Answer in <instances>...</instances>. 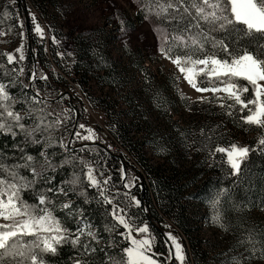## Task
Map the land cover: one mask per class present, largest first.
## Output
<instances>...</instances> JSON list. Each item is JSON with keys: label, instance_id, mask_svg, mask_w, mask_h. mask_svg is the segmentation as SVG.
Returning a JSON list of instances; mask_svg holds the SVG:
<instances>
[{"label": "trees", "instance_id": "16d2710c", "mask_svg": "<svg viewBox=\"0 0 264 264\" xmlns=\"http://www.w3.org/2000/svg\"><path fill=\"white\" fill-rule=\"evenodd\" d=\"M136 3L138 19L146 20L138 0ZM24 5V0H0V33L6 32L8 37L14 39L15 34L19 33L17 31L18 19L23 16ZM156 23L160 25V21L157 20ZM51 31L53 36H63L58 29L51 28ZM213 35L218 38L228 37L227 33H213ZM82 37L77 38L79 41L78 54L73 57L69 68L62 66V59H58L56 52H53L55 62L63 71V73L58 71L51 73V78L54 77L53 83L48 77L42 79L41 75L31 82V72L35 64H42V59L45 56L43 50L38 49L37 45H33V53L29 50L23 63L16 60L9 63L7 56L0 48V83L7 86V91L13 98L12 101H9L13 109L20 112L21 115L25 114L22 115L24 119L21 121L25 125V129L30 131L40 123L41 118L44 125H52L46 130L42 125L41 130L34 132L31 136L28 135V131H21L19 128L13 129L16 132L15 137L11 133H0V161L6 166L23 165L27 162L26 157L32 156L31 166L42 174L37 179L35 186L37 189H46L52 186L71 188L72 185L67 182L78 175L80 183L76 186V191H69L67 197L59 195L55 198L54 215L64 227L71 230L72 234L76 233L81 219L85 220L92 225V230L99 238L98 242L91 241L86 236L81 238L82 244L89 243L91 247L97 248L95 253L85 254L80 245L73 246L71 244L70 240L74 238V235H70L69 242L58 246L55 255L43 254L47 264H76L77 260L81 261V264H112L110 257L119 260L121 249L127 246V241L120 235L125 232L123 227L116 226L114 231H108L109 228L116 225V221L110 214L114 205L124 208L128 218L136 216L140 225L142 222L147 223L155 232L157 242L154 258L161 264H166L170 256V247L161 233L163 231L166 234L163 225L165 218L171 220L177 228L175 234L186 250L187 264H209L210 253L199 248V242L203 240L202 226H198V222L192 220L190 213L193 207L191 208L190 204L207 208L203 218L211 220L213 211L211 209L212 214L208 213L211 208L209 200L221 189L228 190L227 195L221 198L219 206L224 227L215 223H212V226L229 229L227 232L230 237L228 240L230 246L228 255L222 251L216 256L229 260L232 258L231 253L234 254L239 248L242 251L251 248L250 244L241 243L238 247L234 243L235 241H246L250 236L255 241L256 256H259L260 250L264 247V233L260 229L252 230L247 223L246 214L251 211H264V208L261 207V201L264 200V153L259 150L250 152L248 160L242 165L250 176V180L246 178L243 183L236 184L234 182L237 178L229 175L231 169L226 164L224 154L216 153L215 156H210L209 149L214 150L216 146L227 147L233 143L247 146L250 149H259L262 146L258 145L257 141L261 136H264V129L244 124L241 116L247 115L248 112L247 110L241 112L238 105L231 109L233 115L229 116L227 115L229 109L221 108V102L218 100L211 99L205 102L191 103L182 99L180 108L189 112L188 117L185 114L183 116L186 119L185 123L171 121L167 131L159 133L149 125L145 127L144 114L139 109L136 110L133 97L125 92L126 94H123L122 98L134 109L131 114L136 120L135 123H132L136 126V134L130 135L133 132L131 131L133 127L131 128V124L128 125L121 121L122 112L116 106L117 102L87 93V102L96 112H102L106 116L108 125L106 130L97 128L101 140L98 139L95 143L83 146L73 143L70 145L68 143L71 132L69 131L68 113L64 112L63 114L67 121L61 122L63 115L59 117L53 113V110L62 105L61 100H66L69 109L82 118L85 102L79 95H70L67 90L70 86L68 85L69 80L64 76L79 82L82 86L81 84L86 82V77L91 74L92 69L101 73L96 75V78L102 86L125 87V83L116 70L110 69L106 65L107 57L92 55V43H87L86 39H82ZM4 43L3 34H0V46ZM226 43L236 51L240 50L241 45L256 49V44L249 43V38H244L242 34L233 33L226 39ZM219 55L223 57L224 53L220 52ZM94 59L96 63H93ZM109 62L111 61L109 60ZM144 71L147 73V69ZM80 74L83 75V78L76 79L74 77ZM238 82L247 85L246 81ZM58 84L64 86L60 93L62 99L41 100L37 96V92L39 95L45 92L46 86L58 88ZM247 86L249 92L244 94L245 99L252 96L251 86ZM223 103L228 105L233 102ZM57 121H59L58 124ZM143 130L146 136L144 138L137 137ZM241 136L244 140L239 141ZM61 143L67 147H61ZM117 143L124 149V151L119 149V153L116 154L120 155L122 159L111 153V146H115ZM145 144L152 148L154 155L160 158L163 163L150 162L144 151ZM65 150L67 151L65 152ZM174 153H178L182 157L185 156V158L188 155L189 160L194 162L189 166L183 165L184 168H179L173 162L172 154ZM131 156L133 160H136V165L131 164ZM48 162L54 167H49ZM90 163H93V166L98 170L101 168L105 170L104 176L98 178L101 187L105 189L104 194L112 199L113 204L105 203L100 191L89 186L86 172ZM130 168L136 170V177L142 180L139 190L128 191L125 188L124 171L129 176L132 172ZM18 171L29 179L33 178L30 168L21 167ZM169 172L171 174L168 175ZM44 177L50 178V182L46 183ZM105 179H108L106 185L103 184ZM80 192L86 193L87 202H85V196L79 194ZM48 195L52 194L48 193ZM23 196L29 203L37 202L36 193L33 190L24 192ZM133 197L139 200V207L133 203ZM68 200H71L73 209H76L73 215H68L69 210H62L59 207L61 203ZM50 207L52 206L50 205ZM246 253L250 255V253Z\"/></svg>", "mask_w": 264, "mask_h": 264}, {"label": "snow or ice", "instance_id": "6c2138e0", "mask_svg": "<svg viewBox=\"0 0 264 264\" xmlns=\"http://www.w3.org/2000/svg\"><path fill=\"white\" fill-rule=\"evenodd\" d=\"M138 3L141 5L144 18L153 24L161 55L170 60L180 76L197 92L212 93L213 97L221 102V108L229 109L227 115L232 116L231 109L239 105L241 112L244 110L248 112L247 115L241 116L244 124L264 129V0H138ZM157 20L160 21V25H157ZM35 30L43 34L39 25H36ZM213 33H227L228 37L233 33L242 34L244 38H249V43L256 44V49L241 45L240 50L236 51L226 43L228 37L218 38ZM17 51L20 52L19 59L23 60L22 47ZM220 52L224 53L223 57L219 55ZM5 55L9 63L14 62L13 55ZM35 75L33 73V78ZM201 77L203 79H200ZM240 80L251 86V98H244V94L249 92V87L240 84L238 82ZM225 99L233 103L225 105L223 103ZM12 100L7 86L0 83V133H11L15 137L14 128L28 130L21 123L24 116L15 111L9 103ZM207 100L208 98L201 97L202 102ZM42 125L45 130L52 127L51 124L44 125L41 118L40 123L28 131V135L40 131ZM87 131L89 135L82 139H93L95 134L91 129ZM49 142L51 143V140ZM257 144L262 147L250 149L234 143L227 147L216 146L214 150L209 149V155L224 154V159L231 169L229 175L237 178L234 183L240 184L246 178L250 180V176L242 167L248 160L250 152L259 150L264 153V136L258 139ZM61 147L67 146L61 143ZM26 161L23 165L7 166L0 161V264H47L43 254L55 255L58 246L69 242L70 235H74L70 240L73 246L80 245L85 254L95 253L97 248L91 247L89 243H81L84 236L91 241L99 240L90 223L81 219L76 233L72 234L71 230L64 227L54 215L55 198L59 195L67 197L69 191H76L80 177L77 175L67 182L72 185L71 188L52 186L37 189L35 187L37 179L42 174L31 166L32 156H27ZM48 164L49 167H54L50 162ZM21 167L30 168L33 178L21 175L18 171ZM93 173L94 170L88 167L86 178L89 186L100 191L105 203L113 204L112 199L104 194L105 189L101 187V182ZM43 179L46 183L50 182L48 177ZM107 183L108 179H105L103 184ZM125 187L129 185L126 184ZM29 190L36 193V203H29L24 198L23 193ZM227 192V189L218 190L209 200L213 211L211 219L220 227L224 225L219 206L221 198L225 197ZM48 193L52 195L49 196ZM79 194L85 196L87 202L86 193ZM132 199L139 207V201L134 197ZM59 207L62 210H69L68 215H73L76 211L71 200L61 203ZM261 207L264 208V200L261 201ZM110 214L116 225L108 231H114L116 226L123 227L125 232L120 235L127 241V246L121 249L119 260L109 258L112 264H158L154 258L156 254L152 251L155 237L152 236L147 223L142 222L141 226H136L128 218L126 210L119 205H114ZM168 239L174 246L175 259L184 264L185 255L181 244L171 234H168ZM241 243L252 245L245 251L252 257L256 256L255 241L251 236ZM259 256L264 259V247L260 250ZM241 258L245 264H250V257L244 256L243 253L241 257L230 258L225 264H242ZM76 264H81V261L77 260Z\"/></svg>", "mask_w": 264, "mask_h": 264}, {"label": "rangeland", "instance_id": "374dc122", "mask_svg": "<svg viewBox=\"0 0 264 264\" xmlns=\"http://www.w3.org/2000/svg\"><path fill=\"white\" fill-rule=\"evenodd\" d=\"M24 2L23 16L18 19L19 26L17 31L19 33L15 34L14 39H11L7 36L6 32H3V41H5V43L3 45L1 44L0 48L5 54L13 55L14 61L16 60L21 63L26 60V55L29 50L34 52L33 45H37L38 49L41 48V50H43L45 56L42 59V64H35L36 66H34L31 72V82H34L38 75H41L50 78V81L53 83L54 77L51 78V73L57 71L63 73L58 63L55 62L53 52H56L58 59H62V66L69 68L73 57L78 54L79 41L77 38L83 36L82 39H86L87 43H92L93 45L92 55H104L107 57L108 62L106 65L110 69L116 70L123 83H125L124 88L107 85L102 86L96 78V75L101 73H97L95 70L91 69V74L86 77V82L80 86L79 82L62 74L65 79L67 78V80H69L68 85L77 88L78 95L85 102V111L83 112V117L80 118V125L84 126L80 128L82 133H84V136H87L89 135L87 129H91L95 134L93 139L84 140L80 139L82 137H77V132H75L72 138L75 126L70 124L69 131L71 132L68 139L69 144L70 140L71 144L73 143L78 146L95 143L100 139L97 128L100 127L106 130L108 125L106 116L102 114V112H96L87 102V93L89 95L101 96L108 101L112 100L115 101V103L117 102L116 106L119 111L122 112L121 121L128 125L131 124V128L133 127L134 129H131L133 132H131L130 135L136 134V126L132 124L135 123L136 120L131 114L134 109L124 101V98H122L123 94L129 93L131 97H133L135 106L137 107L136 110L139 109L145 116L143 120L145 121V127L149 125V127L159 133L167 131V127L170 125L169 123L174 121H178L180 124L185 123L186 119H184L183 116L185 114L188 117L189 112L180 108L182 99H186L191 103L202 102L201 97H206L208 100H216L210 92L200 93L193 89L187 81L180 76L177 68L170 60L165 59L161 55L159 51V41L154 31L153 24L149 20L140 21L137 17L138 6L136 0H24ZM33 16H35V21H33ZM122 21L123 23H121ZM36 25L42 28V35L36 32ZM51 28L58 29L62 32L61 34H63V36H53ZM21 47L24 55L23 60L19 59L20 52L17 51V49ZM109 60L111 62H109ZM93 63H96L95 59ZM144 69H147V73ZM33 73L36 74L35 78H33ZM74 77L76 79L83 78V75L80 74ZM177 77L180 78L177 80ZM148 83H150V85H148ZM58 86V88H48L46 86L45 92L40 94L41 100L62 99L60 93L61 88H64V86L61 84H58ZM70 86L67 88L68 91H70ZM227 101L229 100L225 99L223 102ZM61 102L62 105L55 107L53 113L60 117L64 112H67L69 119L73 111L69 109L66 100H61ZM164 112H166V114H164ZM64 121H67L65 115H63L61 119V122ZM144 136H146L144 130L141 134L137 135L139 138H144ZM242 139L244 140L242 136L239 137V141H242ZM111 147L112 152H115V154L119 153L116 145ZM143 147L151 163H163L160 158L154 155L152 148L148 144H145ZM119 149L124 151L122 146H118V150ZM66 151L67 150H65V152ZM43 155L45 156L46 154ZM126 155H128V153H126ZM172 156L173 162H175L179 168H184V166H189L194 162L193 160H189L190 157L188 155L186 158L178 153H174ZM131 158V164L136 165V160H133L132 156ZM88 167L94 170L93 174L100 181L98 177L102 178L105 170L102 168L98 170L93 166V163H90ZM165 167L167 168L168 166L166 165ZM130 170L132 172L129 176L127 173H124L126 184L129 185V187L125 188L128 191L139 190L142 180L136 177V170L132 168H130ZM169 174H171V172H169L168 175ZM190 206L191 208L193 207L190 213L192 220L198 222V226H202L201 235L203 240L199 242V248L210 253L208 259L209 264H225L228 260H225V257H217L216 254L222 251H225L227 255L229 254L230 244L228 240L230 237L227 232L229 229L216 228L212 226V219L209 220L207 218L205 220L203 216L206 214L207 208H201V206L196 204H190ZM209 210L208 213L212 214L211 208H209ZM129 219L136 226H141L136 216H130ZM246 220L252 230L260 229L264 233V211H251L249 214H246ZM163 225L166 235L168 236V234H171L181 244L185 255L184 264H187L186 250L184 249L183 243L175 234L177 230L176 226L167 218H165ZM149 229L152 236L155 237L152 249L153 253H155L157 242L156 235L155 232L151 230L150 226ZM133 234L135 235V233ZM234 243L236 246L241 245L240 241H235ZM173 251L175 253L174 246ZM242 253L244 256L250 257V264H264V259H261L260 256L252 257L247 255L246 251L240 250V248L238 251H235L234 254L231 253V256L241 257ZM170 262L171 255L166 264ZM158 264L161 263L158 262ZM172 264H180V262L174 259ZM242 264H245L243 259Z\"/></svg>", "mask_w": 264, "mask_h": 264}, {"label": "built area", "instance_id": "2783aa9c", "mask_svg": "<svg viewBox=\"0 0 264 264\" xmlns=\"http://www.w3.org/2000/svg\"><path fill=\"white\" fill-rule=\"evenodd\" d=\"M69 92H70V95H73V96L74 95H78V90L75 87H70V91ZM69 124H71L72 126H75V128L77 129L76 132L80 134L77 137H84V133H82V131L80 129L81 128L80 127V118H79L77 113H75V112L71 113ZM80 139H82V138H80ZM118 146H121V145L117 143V145H116L117 151H118Z\"/></svg>", "mask_w": 264, "mask_h": 264}, {"label": "water", "instance_id": "95a60500", "mask_svg": "<svg viewBox=\"0 0 264 264\" xmlns=\"http://www.w3.org/2000/svg\"><path fill=\"white\" fill-rule=\"evenodd\" d=\"M30 48H31V47H30ZM32 53H33V52H32ZM35 66H36V65H35ZM38 96H39V98H41L40 95H38ZM75 132H76V128H75V130L73 131L72 138H73V136L75 135ZM70 144H71V140H70ZM111 153H112L113 155H116V154L113 153L112 151H111ZM116 156H118L120 159H122V157H121L120 155H116ZM124 170H125V168H124ZM124 173H126V172L124 171ZM124 183H126V179H125V178H124ZM148 219H149V222L151 223L150 218H148ZM161 233L164 235V238H165V240H166L168 246L170 247V253H171L172 255H171V262H170L169 264H172V263L174 262V259H175L174 251H173V246H172L170 240L168 239V236H167L163 231H161Z\"/></svg>", "mask_w": 264, "mask_h": 264}]
</instances>
